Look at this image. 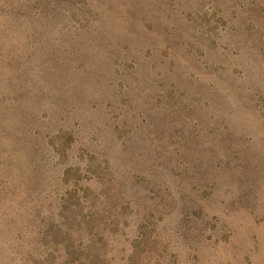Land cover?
<instances>
[{
	"label": "rangeland",
	"instance_id": "1",
	"mask_svg": "<svg viewBox=\"0 0 264 264\" xmlns=\"http://www.w3.org/2000/svg\"><path fill=\"white\" fill-rule=\"evenodd\" d=\"M0 264H264V0H0Z\"/></svg>",
	"mask_w": 264,
	"mask_h": 264
}]
</instances>
